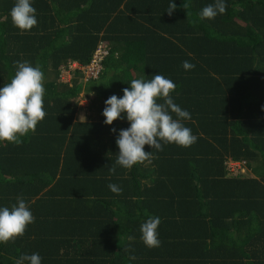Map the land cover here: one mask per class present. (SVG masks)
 <instances>
[{"label":"trees","instance_id":"trees-1","mask_svg":"<svg viewBox=\"0 0 264 264\" xmlns=\"http://www.w3.org/2000/svg\"><path fill=\"white\" fill-rule=\"evenodd\" d=\"M213 2L174 0L169 15L172 0H34L38 25L21 32L15 0H0V87L17 62L38 66L46 112L21 144L0 143V206L23 197L35 217L0 244V264L32 253L42 264H264V0H226L224 14L201 18ZM100 43L107 53L85 80ZM156 73L175 83L197 141L146 145L150 159L123 169L115 140L129 124L105 125V101ZM149 216L161 219L158 248L140 239Z\"/></svg>","mask_w":264,"mask_h":264},{"label":"clouds","instance_id":"clouds-1","mask_svg":"<svg viewBox=\"0 0 264 264\" xmlns=\"http://www.w3.org/2000/svg\"><path fill=\"white\" fill-rule=\"evenodd\" d=\"M33 4L34 0H15L10 10L13 25L21 32H29L38 25ZM184 8L187 9V5ZM226 8V0H214L202 8L200 16L212 20L224 14ZM175 10L172 0L167 13L171 15ZM182 67L189 71L195 65L185 60ZM175 90L176 85L171 79L156 73L150 79L131 80L130 87L123 89L121 97L112 95L105 101L102 112L105 125L111 126L117 120H126L129 124L126 129L119 130L115 140L119 150L116 165L130 170L148 161L153 150L162 151L164 145L186 148L197 141V136L183 123L191 119V114L174 102ZM44 96L42 70L28 61L17 62L11 81L0 87V143L19 145L22 138L35 132L37 125L46 117ZM116 131L112 129L113 133ZM146 145L152 149L151 152H145ZM109 171L114 173L116 168ZM108 188L117 195L121 192L115 184H109ZM34 222L35 217L23 197H17L16 203L10 207L0 206V244L22 237ZM160 224L158 216H149L141 224L140 239L146 247H160ZM15 264H42V257L39 253L21 254L15 259Z\"/></svg>","mask_w":264,"mask_h":264},{"label":"built area","instance_id":"built-area-1","mask_svg":"<svg viewBox=\"0 0 264 264\" xmlns=\"http://www.w3.org/2000/svg\"><path fill=\"white\" fill-rule=\"evenodd\" d=\"M104 45L100 44L99 47L93 54L91 62L86 67L81 68L84 71L85 80L94 79L97 77L98 72L100 70V63L103 57L106 55L107 51H105L102 47ZM77 64H72L69 66V69H77ZM242 166H244L243 162H233L229 161L226 163L227 170L231 172L233 175L240 174L241 176L245 175L244 171L242 170Z\"/></svg>","mask_w":264,"mask_h":264},{"label":"rangeland","instance_id":"rangeland-1","mask_svg":"<svg viewBox=\"0 0 264 264\" xmlns=\"http://www.w3.org/2000/svg\"><path fill=\"white\" fill-rule=\"evenodd\" d=\"M60 79L63 83H67L70 79H71V74L70 71H63L60 75ZM79 107H81V109H87L88 107V101L85 98H82L79 101ZM87 113V112H86ZM85 114L84 111H82V116ZM242 170L244 171L245 174H248V169L246 167L242 166ZM245 176V175H243Z\"/></svg>","mask_w":264,"mask_h":264}]
</instances>
